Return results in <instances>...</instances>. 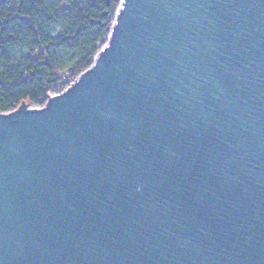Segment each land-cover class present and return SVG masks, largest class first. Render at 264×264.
<instances>
[{"label": "water", "instance_id": "water-1", "mask_svg": "<svg viewBox=\"0 0 264 264\" xmlns=\"http://www.w3.org/2000/svg\"><path fill=\"white\" fill-rule=\"evenodd\" d=\"M116 8L64 90L0 112V264H264V0Z\"/></svg>", "mask_w": 264, "mask_h": 264}, {"label": "trees", "instance_id": "trees-1", "mask_svg": "<svg viewBox=\"0 0 264 264\" xmlns=\"http://www.w3.org/2000/svg\"><path fill=\"white\" fill-rule=\"evenodd\" d=\"M119 0H0V112L41 106L93 61Z\"/></svg>", "mask_w": 264, "mask_h": 264}, {"label": "built area", "instance_id": "built-area-1", "mask_svg": "<svg viewBox=\"0 0 264 264\" xmlns=\"http://www.w3.org/2000/svg\"><path fill=\"white\" fill-rule=\"evenodd\" d=\"M60 92H61V91H59V92H57V93H60ZM57 93H54V92H53V93H49L48 96H50V95H54V94H57Z\"/></svg>", "mask_w": 264, "mask_h": 264}]
</instances>
